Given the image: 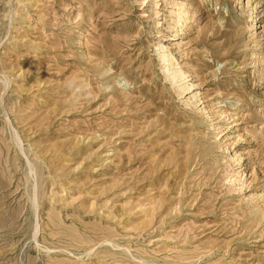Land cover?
<instances>
[{
    "label": "rangeland",
    "instance_id": "1",
    "mask_svg": "<svg viewBox=\"0 0 264 264\" xmlns=\"http://www.w3.org/2000/svg\"><path fill=\"white\" fill-rule=\"evenodd\" d=\"M0 264H264V0H0Z\"/></svg>",
    "mask_w": 264,
    "mask_h": 264
}]
</instances>
